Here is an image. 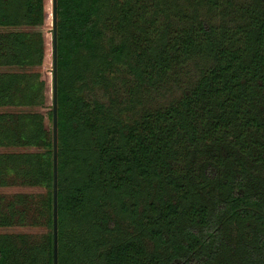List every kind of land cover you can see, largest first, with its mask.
I'll use <instances>...</instances> for the list:
<instances>
[{
  "label": "trees",
  "instance_id": "1",
  "mask_svg": "<svg viewBox=\"0 0 264 264\" xmlns=\"http://www.w3.org/2000/svg\"><path fill=\"white\" fill-rule=\"evenodd\" d=\"M115 1L56 0L57 264H264V0ZM51 18L0 0V28H46L0 31V67H46L0 72V107L48 108L0 112V147L39 149L1 152L0 187L43 189L0 194V228L43 230L0 233V264H53Z\"/></svg>",
  "mask_w": 264,
  "mask_h": 264
},
{
  "label": "rangeland",
  "instance_id": "2",
  "mask_svg": "<svg viewBox=\"0 0 264 264\" xmlns=\"http://www.w3.org/2000/svg\"><path fill=\"white\" fill-rule=\"evenodd\" d=\"M124 0H116V4L120 5L121 2H123ZM147 9L150 11L151 10V4L147 3ZM199 14H202L204 12V9H200ZM216 17H218V15L216 13H213ZM213 15V16H214ZM201 17H203V15H201ZM161 21V20H159ZM155 25L156 27L160 28L161 22H159ZM214 21V20H213ZM107 24L111 23V22H106ZM112 23L114 24V22L112 21ZM111 23V24H112ZM115 25V24H114ZM0 31H27V32H33V31H41V32H45L46 28L45 27H41V26H34V27H30V26H18V27H7V28H0ZM113 37H116V40L118 41L121 38V35L116 34L115 32H113L112 30H110V28H104L103 29V35H102V43H108L110 41V39H112ZM0 72H33V73H44L46 72V67L42 66V65H38V66H32V67H26V68H17V67H0ZM123 72V67L119 66L118 70L113 71L111 77L109 79H111L110 81L114 80L113 84H109L107 86V88H112L115 86L116 89L118 90L119 94H122V90L121 86L123 83V79H124V75H122ZM87 77L89 78V74L87 75ZM87 78V79H88ZM89 80V79H88ZM122 80V81H121ZM126 79H124L125 81ZM112 83V82H111ZM157 95H151L149 97H144L143 101V105L145 106V108H149V109H159V108H163L164 106H166L168 104V102L172 101L173 99H175L176 97H178L179 95V90L175 89L172 85L170 86V83H167L163 86V88H161L159 90V92H157ZM83 94L85 96V98L87 99H98L100 101H106L107 99L104 97V93H103V87L99 86H94L92 85L91 82H87V85L83 91ZM48 108L46 107H42L40 105H36V106H19V107H0V112H40L43 111L45 112V110H47ZM39 149L36 147H0V153L1 152H35L38 151ZM43 189L41 187H24V186H11V187H0V194H14V193H40L42 192ZM42 229H35V228H30V227H18V226H13V227H4V228H0V233L2 232H6V233H38V232H42Z\"/></svg>",
  "mask_w": 264,
  "mask_h": 264
},
{
  "label": "water",
  "instance_id": "3",
  "mask_svg": "<svg viewBox=\"0 0 264 264\" xmlns=\"http://www.w3.org/2000/svg\"><path fill=\"white\" fill-rule=\"evenodd\" d=\"M52 127H53V264H57V70H56V0H52Z\"/></svg>",
  "mask_w": 264,
  "mask_h": 264
}]
</instances>
